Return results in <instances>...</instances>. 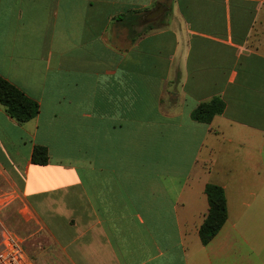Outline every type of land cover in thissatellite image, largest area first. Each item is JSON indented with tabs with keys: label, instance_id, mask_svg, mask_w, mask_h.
<instances>
[{
	"label": "crops",
	"instance_id": "crops-1",
	"mask_svg": "<svg viewBox=\"0 0 264 264\" xmlns=\"http://www.w3.org/2000/svg\"><path fill=\"white\" fill-rule=\"evenodd\" d=\"M0 76L38 105H0L34 264H264V0H0ZM207 183L226 217L203 245Z\"/></svg>",
	"mask_w": 264,
	"mask_h": 264
},
{
	"label": "trees",
	"instance_id": "trees-1",
	"mask_svg": "<svg viewBox=\"0 0 264 264\" xmlns=\"http://www.w3.org/2000/svg\"><path fill=\"white\" fill-rule=\"evenodd\" d=\"M0 105L4 112L15 122L21 124L32 119L38 112L37 103L26 96L14 85L0 76ZM224 103L218 97L197 104L190 112V118L198 123H208L211 118L220 114ZM30 162L43 165L47 162L46 149L35 145L30 154ZM203 192L207 201L206 214L197 228V235L201 244H206L217 233L226 217L225 197L222 188L216 184L207 183Z\"/></svg>",
	"mask_w": 264,
	"mask_h": 264
},
{
	"label": "built area",
	"instance_id": "built-area-1",
	"mask_svg": "<svg viewBox=\"0 0 264 264\" xmlns=\"http://www.w3.org/2000/svg\"><path fill=\"white\" fill-rule=\"evenodd\" d=\"M13 200L12 193L0 194V209ZM0 264H34L22 248L21 240L0 221Z\"/></svg>",
	"mask_w": 264,
	"mask_h": 264
},
{
	"label": "rangeland",
	"instance_id": "rangeland-1",
	"mask_svg": "<svg viewBox=\"0 0 264 264\" xmlns=\"http://www.w3.org/2000/svg\"><path fill=\"white\" fill-rule=\"evenodd\" d=\"M9 193H12L13 200L8 205L0 209V221L9 229L17 230L22 238V232L25 230L22 216H25L26 213L25 210H22L23 203L21 195L17 188L11 184L10 179L5 175L0 174V194ZM23 243L25 242L23 241Z\"/></svg>",
	"mask_w": 264,
	"mask_h": 264
}]
</instances>
